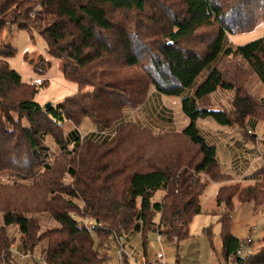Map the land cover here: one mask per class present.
<instances>
[{
  "label": "trees",
  "instance_id": "trees-1",
  "mask_svg": "<svg viewBox=\"0 0 264 264\" xmlns=\"http://www.w3.org/2000/svg\"><path fill=\"white\" fill-rule=\"evenodd\" d=\"M260 22L264 0H0V264H14L10 226L19 229L21 251L30 253L45 242L40 253L45 264H104L98 251L106 238L141 232L150 214L159 216L157 234L178 244L201 213L200 196L208 180L234 183L217 190L215 205L224 213L232 211L234 199L263 205L264 166L242 178L250 184L233 182L195 126L197 119L210 117L243 134L251 123L264 121V99L254 98L219 69L224 59L238 58L246 65L241 73L249 71L264 85V37L239 46L229 43V35L249 32ZM12 26L38 30L47 54L62 61V74L76 84V93L47 109L33 100L38 87L48 82L24 83L10 68L7 60L16 50L3 42V34ZM202 29L211 34L198 36ZM198 39V50L187 48ZM38 59L29 62L44 73L48 63ZM132 68L140 74L122 72ZM202 73L205 78L198 82ZM218 90L234 92L230 109L211 112L208 97ZM154 94L180 99L191 123L182 132L149 131V136L160 146L182 138L187 149L194 148L192 156L174 146L141 155L138 148L131 149L127 135L121 137L130 127L148 131L127 122L125 112L141 108ZM86 120L93 129L81 136L76 128ZM68 125L75 128L66 135ZM47 137L68 157L75 155L71 186L54 180L38 185L40 167L51 170L44 164ZM69 144L72 152L66 150ZM135 164L146 169H135ZM4 175L16 180L3 183ZM158 192L164 195L153 201ZM32 213L48 214L59 227L38 235ZM87 218L95 224L91 231L82 224ZM229 218H219L224 259L264 264V243L250 256L234 257L242 240L230 233Z\"/></svg>",
  "mask_w": 264,
  "mask_h": 264
},
{
  "label": "rangeland",
  "instance_id": "rangeland-1",
  "mask_svg": "<svg viewBox=\"0 0 264 264\" xmlns=\"http://www.w3.org/2000/svg\"><path fill=\"white\" fill-rule=\"evenodd\" d=\"M33 7L35 10L40 9L38 5H35ZM108 13L112 14L110 11ZM111 16L116 17V15ZM210 32V29H202L198 32V36H209L211 34ZM262 37H264V22L258 23L257 26L249 32L229 35V43H231L233 46H239ZM3 42L12 46L16 50L15 55L12 58H9L7 62L10 68L20 75L22 82L34 83L38 79L48 82L47 86L40 88L38 87V92L33 97V100L42 108H44V106L47 104L56 105L57 103L63 101L66 97L77 92L78 88L76 84L67 81L62 74V61L54 59L47 54L46 43L39 36L38 30H19L15 26H12L10 28V31L4 32ZM187 48L198 50L199 39L197 41H192L187 46ZM24 57H26L28 61L25 60ZM39 57H42V59H44L48 63L44 73L35 71L33 69V65H31L29 62L31 60L32 62L37 63L39 62ZM219 69L221 72H223V74H226L225 77L236 82L247 92L249 91L250 93H252L255 97L259 98L261 96H264V85L258 81L256 76H252L249 71L246 70L245 73H241L242 70L246 69V65L242 63V61H240L238 58L224 59L220 62ZM122 72L128 75L140 74L139 70L134 68L124 69ZM204 78L205 73H202L198 78V82H201ZM46 82L44 85H46ZM233 96L234 92L232 91L219 90L214 92L213 94H211L212 98L208 97V109L212 107L221 110L227 109L230 106L229 102L233 98ZM161 98L163 102L174 109L173 116H168L167 114L165 115V117H172L171 120L172 124L174 125H168L169 123L167 122H159L158 119L153 118V114L151 112L155 99L153 95L151 96L149 101H147L148 103H145L146 105L143 109L127 110L125 112L127 122L136 123V125L142 128H146L145 130L148 131H140L137 129L135 130L134 127H130L125 129L122 134L120 133L121 137L127 135L131 140V149L138 148L137 152L141 155H144V153L147 152L148 156H150L154 152V147L159 151L160 148H162L163 150L167 149L169 146H174L183 153L185 152V150H188L190 156H192L194 148L191 147L187 149L189 145L185 147L186 142L182 138H178L177 140L174 139L171 145L164 144V146H160L149 136V131L154 134H158V132H162L163 134L164 131L175 130H178V132H182V130L179 131V129L181 127L183 128L186 125L183 128L184 131L191 123V120L183 113L181 103L179 105V102L175 99H172L171 97L161 96ZM209 110L211 112H220L211 109ZM257 115L260 116V113H258ZM22 122L23 124L26 123L24 120ZM196 122H198V119L195 121V126L198 130ZM205 127L206 125H203L202 123V128L205 129ZM74 128L75 127L73 125L65 126L64 132L67 135ZM91 129H93V127L91 128L88 120H86L84 123H82V125L76 128L79 135L81 136H85V134L89 133L88 131ZM262 133V127H260L258 135H263ZM245 134H247V136H250L251 132L249 130H246ZM114 136L109 137L108 139L112 140ZM256 142L258 143L259 141ZM44 143L45 146L49 148L47 157L46 159H44V164L51 170L49 172H46L42 167H40L42 177L39 179L38 185H40V187H43L46 186L50 180H54L58 181V184L62 186H71L73 184L72 182L74 181L73 178L76 171V168L73 166L75 155L73 154L72 156L68 157L67 154L62 152L55 145L51 137L45 138ZM72 147V144L66 146L67 152H72ZM261 152L263 155V147L261 148ZM151 157L150 159H152ZM106 158L107 160H112V155ZM134 168L142 171L146 169L144 168V165L140 166V164H135ZM231 176L234 177V174L231 173ZM203 179L208 180V177L203 176ZM1 180L3 183H8L16 180V178L4 175L2 176ZM247 183L250 184V182H242L240 186H246L248 185ZM223 184L225 186H231L234 183L223 182ZM24 185H26V188H30L32 186L31 183H25ZM217 188L218 186L215 182L212 183L208 180L207 185L200 196L201 213L195 216L189 224V235L185 240L180 241L178 244H173L168 243L165 240L164 236H162V243L159 244L156 239V224L159 221V216L150 214V216H148L149 219L146 229L141 230V232L128 231L123 234L116 233L112 236V238H106V241L100 245L98 251L101 257H105V261L103 263L122 264L124 260H128L130 264H148L149 262L154 260L155 256L158 253L164 254L165 264L233 263V260H225L223 257V252H221V225L219 222V218L224 214H227L230 217L228 226L230 233L239 240L251 238L253 243L252 250L254 252H257L260 249L261 245L264 243V204L256 207L251 203L240 204L236 199H234L232 211L229 213H224L226 211H224L222 207L217 208L215 205V197L218 190ZM163 195V192H158L154 196L153 201H160ZM64 197L66 198V196ZM76 202L79 206L81 205L78 201ZM28 215L29 214H27V216ZM30 216L36 220V230H38V235L47 230H52L59 227V225L54 222L46 213H32ZM82 224L86 229L90 231L92 229L91 226H95V224L92 223L88 218L84 219ZM0 225H2L1 215ZM18 230L19 229L16 226H10L7 229L8 235L12 240L11 246L17 249L19 248L22 237ZM91 237L94 242V247L98 248L99 240L93 231L91 232ZM143 243H145L144 246ZM44 244L45 242H41L35 247L33 251H30V253L29 251H21L20 249H18V251L25 254L29 253L33 257H38ZM120 244L122 246V251L119 254L117 251H119L120 249ZM11 258L14 264H38L36 263L35 258L33 261H31L30 258H20L16 254H12ZM1 264L4 263L1 262Z\"/></svg>",
  "mask_w": 264,
  "mask_h": 264
},
{
  "label": "crops",
  "instance_id": "crops-1",
  "mask_svg": "<svg viewBox=\"0 0 264 264\" xmlns=\"http://www.w3.org/2000/svg\"><path fill=\"white\" fill-rule=\"evenodd\" d=\"M250 94L258 100L264 99V96L257 98L252 93ZM154 97H155L154 104L152 106V111H151L153 114V118L158 119L159 122H167L169 123L168 125H174L172 124V120H171L172 117L170 118L165 117L166 114L168 116H173L174 109L168 106L165 102H163L160 96L154 94ZM209 97L212 98L211 95ZM172 99L177 100L180 105L181 103L180 99L179 100L176 98H172ZM146 104H144L141 108H139V110L143 109ZM229 104L231 105V100ZM209 109L215 111H223L230 109V106L227 109H223V110L216 109L213 107ZM196 123L198 126L197 127L198 131L200 135L203 137L204 141L209 146L214 147V151H215L214 157L216 162L221 166V168L225 172L230 173L231 171V173L234 174V177L232 176L233 182H238L239 180H240L239 182H241L244 176H248L249 174L259 169L260 167L264 166V154L262 155L261 152V148L263 147L264 149V121H258L257 123L254 124L251 123L250 126L245 128L246 130H249L251 132L250 136H247V134L245 133L242 134L241 131L236 126L219 125L210 117L204 119H198V122ZM202 123L203 125H206L205 129L202 128ZM260 127H262L263 135H258V131ZM183 128L181 127L179 131L181 130L183 131ZM169 132H173V131H164V133H169ZM158 133L162 134V132H158ZM256 141L259 142L257 143ZM216 185L219 188L220 186L223 185V183H216Z\"/></svg>",
  "mask_w": 264,
  "mask_h": 264
},
{
  "label": "built area",
  "instance_id": "built-area-1",
  "mask_svg": "<svg viewBox=\"0 0 264 264\" xmlns=\"http://www.w3.org/2000/svg\"><path fill=\"white\" fill-rule=\"evenodd\" d=\"M35 83L36 84H39L40 83V80H36ZM156 239H157V242L159 244L162 243V236L159 233L157 234ZM252 244L253 243H252L251 238H245V239H243L240 242L237 250L235 251L234 257L235 258H243V257L250 256V255L254 254L255 252L252 250ZM11 251H12V254H14V255L16 254L20 258H30V259L31 258H33V259L35 258L36 263H38V264H45L44 258L41 255H39L38 257H33L29 253L25 254L23 252H19L17 248L12 247V246H11ZM121 251H122V246L120 244V249L117 252L120 254ZM230 260H232V259H229L228 261H230ZM164 261H165L164 254L163 253H158L155 256L154 260H152L148 264H165ZM227 264H234V261H233V263H229L228 262Z\"/></svg>",
  "mask_w": 264,
  "mask_h": 264
},
{
  "label": "water",
  "instance_id": "water-1",
  "mask_svg": "<svg viewBox=\"0 0 264 264\" xmlns=\"http://www.w3.org/2000/svg\"><path fill=\"white\" fill-rule=\"evenodd\" d=\"M49 107H50V104H47V105L44 106V109H47Z\"/></svg>",
  "mask_w": 264,
  "mask_h": 264
}]
</instances>
